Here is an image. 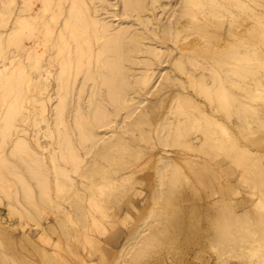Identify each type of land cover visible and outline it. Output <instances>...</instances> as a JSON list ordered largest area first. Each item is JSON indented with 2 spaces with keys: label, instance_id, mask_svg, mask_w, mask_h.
<instances>
[{
  "label": "rangeland",
  "instance_id": "obj_1",
  "mask_svg": "<svg viewBox=\"0 0 264 264\" xmlns=\"http://www.w3.org/2000/svg\"><path fill=\"white\" fill-rule=\"evenodd\" d=\"M130 1L0 0V264H264V0ZM101 25L118 36L110 55L123 52L129 81L154 74L129 109L154 118L134 130L131 147L94 163L84 148L92 140L73 129L78 92L89 109L99 83ZM68 52L75 82L59 102L41 66ZM192 59L201 67L189 77ZM212 72L232 74L230 93L215 90ZM164 84L171 87L158 91ZM57 105L73 148L61 161L67 176L49 154ZM121 114L97 130L91 152L121 132ZM166 122L179 127L167 138L156 130ZM15 138L30 151L18 146L12 156Z\"/></svg>",
  "mask_w": 264,
  "mask_h": 264
},
{
  "label": "bare ground",
  "instance_id": "obj_2",
  "mask_svg": "<svg viewBox=\"0 0 264 264\" xmlns=\"http://www.w3.org/2000/svg\"><path fill=\"white\" fill-rule=\"evenodd\" d=\"M125 6H133V4L130 0H125L124 2ZM65 22V24H67ZM17 24H22L20 21L17 22ZM98 34H97V40H101L99 43L98 51L97 53V65H96V71L97 75L99 78V83H97V88L95 90H92L90 92V100H91V105L89 106V109H86L83 107V105L79 102L81 91L78 92V109H79V114L74 116V127L75 130L73 129V132H76L77 128V138L80 139L85 143L88 140H92L89 143V146H85V152L86 154L91 153V162L94 163H101L102 161H106L110 158V154L117 150L125 149L128 147H131L130 143L135 142V138L132 136L134 134V130L138 127H140L143 124H146L148 121L153 120V114L149 112L148 109L145 111H141L139 116H133V113L129 111V109H132V105L134 104V97L132 96L133 94L139 95V97H143L146 95L149 91V87L152 85L150 84L151 80L154 77V74H148L145 73L139 77L132 78L134 79L133 81H129L130 79L126 77L123 72L120 70L121 64L118 62L120 58L124 55L123 52L120 55H116V59L113 58L110 53L111 49L119 42L114 43L117 39V35H106L105 32L108 31L107 27L104 25H101L100 27L97 28ZM121 35V33H120ZM121 37V36H120ZM133 37H129L128 42L131 43L133 46V50H135L136 45L138 42L134 39ZM60 40L61 37H60ZM62 42H59V45ZM114 43V44H112ZM53 47V46H52ZM144 51L148 52L151 55H154L155 57H158L160 52L156 51L155 49H152L150 47H144ZM69 52L67 53V56L63 58H57L56 56L50 57L45 60V63L42 68H44L46 77L45 81L47 83V86L49 87H54L56 86V92L58 95V100L59 102H62L63 96L61 95L62 92H64L65 88L68 86L69 82L71 83V90L72 87L74 86V79L69 78V74L65 72V68L70 67V59H69ZM121 56V57H120ZM155 65L157 68L160 66V62L157 60H152L147 63V65ZM186 66L190 65L188 69L189 72V77H194L191 72H193L196 67H201L198 65V62L195 61L194 59L188 60L185 62ZM45 65V66H44ZM57 67L59 70L65 72V78L63 79L61 77L60 71L54 75L52 74V66ZM142 65V64H141ZM30 68H39V65H33L32 63L29 64ZM144 66V65H143ZM165 67V65H162V68ZM118 68V70H117ZM176 69L180 70L181 72L184 71L185 67L181 64V62H178L176 64ZM114 70L116 73H114ZM93 74H86L85 78L83 80V84L87 82V80L92 79ZM167 81L170 83L176 82L177 78L175 77H168L166 78ZM212 83L215 86V90L217 92H226L228 93L227 85H234L235 84V79L232 76L231 73L226 72L224 76H219L212 72L211 75ZM247 76H244V86L247 83L246 81ZM150 84V85H149ZM173 85V84H172ZM199 85L202 86V89H207L208 86H204V83L201 79H199ZM99 86H102L105 90V96H102L99 92ZM167 84H164L163 87L158 88V91L162 90H167L169 89ZM155 92L152 94H157ZM230 93V92H229ZM76 95V92L74 93ZM66 96H71V91L66 93ZM139 98V99H140ZM107 102V103H104ZM183 103L187 102L186 99L182 98ZM181 102H179L181 104ZM77 109V108H75ZM74 109V110H75ZM55 123L57 125L56 128L50 132V136L53 138L52 142V147L49 151L50 154V160H51V165L53 169L56 171V174L58 176H67V172L64 170L62 167V162H66V159L71 156V151H73V148L71 147V144L68 140L64 138L65 132L66 135H70L68 130L66 129V124L63 125L62 127L59 128L58 126L61 124V116L63 113V109L60 107V105H57L55 108ZM122 112L123 115H125L124 119L127 120L125 125H122L120 127L121 132H117L115 136L107 140L106 142H103L97 149H94L96 151L91 152L92 147L94 148L96 145V142L94 141V138H96V132H103V127L109 126L111 121H108L107 119H110V115L113 114V116H118ZM121 114V115H122ZM165 120H168V117L164 118ZM111 120V119H110ZM72 126V123L70 124ZM161 127H157L156 130L158 131V134H162L166 138L171 136L172 134L177 133L179 127L177 123L174 122H166V123H161ZM60 129L63 130L60 132ZM227 138V143L230 146L234 147V139L226 133ZM15 144L10 150V154L12 156H16V151L20 146V150L24 153L25 151H30V147L28 145H25L24 142L18 140L15 138L14 140ZM87 144V143H86ZM33 147L32 145H30ZM84 146V145H83ZM70 155V156H69ZM24 159V157H22ZM24 164L26 167H30L27 164V161L24 160ZM47 175V174H46ZM17 176V175H16ZM83 176V175H82ZM18 177V176H17ZM48 178V176H47ZM41 184L45 185L46 183ZM24 192L27 193V187H24ZM147 245V242L144 240L141 246V250L143 249L144 246ZM130 246V245H128Z\"/></svg>",
  "mask_w": 264,
  "mask_h": 264
}]
</instances>
